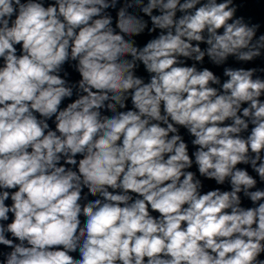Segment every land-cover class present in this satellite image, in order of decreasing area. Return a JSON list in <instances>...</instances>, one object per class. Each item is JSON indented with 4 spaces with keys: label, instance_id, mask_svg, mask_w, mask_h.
<instances>
[{
    "label": "clouds",
    "instance_id": "clouds-1",
    "mask_svg": "<svg viewBox=\"0 0 264 264\" xmlns=\"http://www.w3.org/2000/svg\"><path fill=\"white\" fill-rule=\"evenodd\" d=\"M240 7L0 0V264H264V21Z\"/></svg>",
    "mask_w": 264,
    "mask_h": 264
},
{
    "label": "water",
    "instance_id": "water-1",
    "mask_svg": "<svg viewBox=\"0 0 264 264\" xmlns=\"http://www.w3.org/2000/svg\"><path fill=\"white\" fill-rule=\"evenodd\" d=\"M234 2L237 5H242V7L239 8L237 15L238 16H244L245 19H251V21L253 23H257V22H261L264 21V0H261V3H257L256 0H234ZM113 16H115V12L112 13ZM261 31H264V27L261 28ZM155 35V34H154ZM148 36H143L138 38V43L143 44L144 42H146V40L148 39ZM19 47V46H18ZM201 47H205V45H201ZM75 62H70V63H66L64 65V71H66L68 73V76L66 77V79H68L71 83H75L76 81H78L80 79L79 73L75 71V69L71 66L72 64H74ZM187 66H191L192 63H194L191 60H188L187 62ZM260 65V61H256L254 64H240L237 63L234 58H230L228 61V64L226 66H231V67H255V66H259ZM198 68L201 67H208L210 68L212 71H214L215 74H217L218 76H221V79H226L223 77L222 72H223V66L221 67H217L212 65L208 58H205V62L203 65H197ZM61 76H64V72L60 73ZM138 75H141L145 78V80L147 81L148 79V74L143 70V67H141V69L138 72ZM76 97L75 95L72 97V99L74 100ZM70 102L68 99H66L65 101L62 102L61 107L66 106V104ZM132 105L130 103V101L128 102V108H131ZM107 115H111V113H105ZM50 126H52L54 128V124L52 123V121H49ZM180 134L183 136L184 140L186 143H188L189 145V154L191 155L192 152H194L196 149L195 147L191 144V140L193 139V137H191L189 135V133L187 132L186 129H184L183 127H180ZM194 159V157H193ZM239 167H248L249 171L251 172L250 166H244V165H239ZM191 171L197 172V177L200 178L203 182V189L202 192H206L208 190H212L215 189L217 187H220L222 190H229V185L226 183L225 185L221 186V185H217L215 183L214 180H207L203 177H199V173L197 171V167L195 164H193V167L191 169H189ZM253 175H255V173H251ZM261 187H264V185H260ZM85 193L87 192V189L84 190ZM135 195V194H133ZM89 199H95V197H91L89 196ZM243 206L245 207H249L251 206L250 202L247 200H244V204ZM154 216H158V213H152ZM81 220H84V217H81ZM78 255L76 253L73 254Z\"/></svg>",
    "mask_w": 264,
    "mask_h": 264
}]
</instances>
